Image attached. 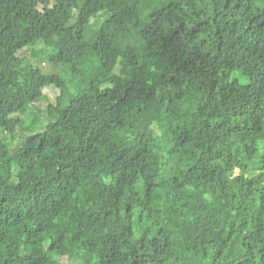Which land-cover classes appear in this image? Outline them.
Here are the masks:
<instances>
[{
    "label": "trees",
    "instance_id": "1",
    "mask_svg": "<svg viewBox=\"0 0 264 264\" xmlns=\"http://www.w3.org/2000/svg\"><path fill=\"white\" fill-rule=\"evenodd\" d=\"M0 129V264H264V0H0Z\"/></svg>",
    "mask_w": 264,
    "mask_h": 264
},
{
    "label": "rangeland",
    "instance_id": "2",
    "mask_svg": "<svg viewBox=\"0 0 264 264\" xmlns=\"http://www.w3.org/2000/svg\"><path fill=\"white\" fill-rule=\"evenodd\" d=\"M104 16L101 15L99 18L94 20V25L96 28H98L101 24V22L103 21ZM43 47L42 43H38L35 47H27L24 48L23 50L18 52L19 56L24 57V61L25 62H29L31 63L33 66L35 67H39L42 69V71L44 73H49V72H54L57 70L56 67H54L52 64L49 63V61L45 58V57H41L43 56L42 52H40L37 49H41ZM62 76L66 77V75L61 74ZM44 94L46 95V99L38 102L35 107H33V111L34 113L37 115L38 117V121L36 122V127L34 128H30L27 131L28 132H33L35 130H42L43 126L41 123H44L46 118V113H45V109L48 106L49 103H55L57 97L60 94V89H58L57 87H46L43 90ZM14 117H19L18 115H14ZM16 133L19 135L18 140L15 141V143L13 144L12 150H15L16 148H18L20 145H22L23 141H24V132L23 130L18 127L16 129ZM5 134L4 131L0 129V138H4ZM11 151V150H10ZM12 152V151H11ZM239 170H236V173H238ZM67 264H79L78 258H74L71 261L67 262Z\"/></svg>",
    "mask_w": 264,
    "mask_h": 264
}]
</instances>
